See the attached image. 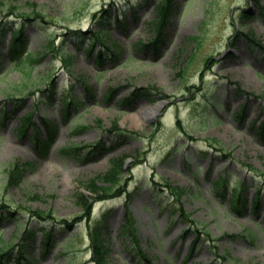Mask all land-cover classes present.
Wrapping results in <instances>:
<instances>
[{
	"label": "rangeland",
	"instance_id": "obj_1",
	"mask_svg": "<svg viewBox=\"0 0 264 264\" xmlns=\"http://www.w3.org/2000/svg\"><path fill=\"white\" fill-rule=\"evenodd\" d=\"M8 1L0 5V21L5 20L0 113L18 111L4 125L0 121V201L17 213L1 222V243L18 242L29 226L36 231L24 255L37 258L35 264H95L89 231L110 210L106 264H264V128L258 125L264 122V49L250 46L245 34L253 33L264 45V19L256 13L264 9V0H173L176 7L157 51L155 41L145 48L138 43L154 36L157 0ZM249 8L252 13L244 17ZM99 12L109 16L104 26L107 46L117 43L123 50L122 58H105L102 65L95 60L98 43L91 54L83 50L99 27L94 19ZM16 25L22 28L29 55H42L31 63V72L27 57L16 65L7 57L10 28ZM73 28L83 30L86 38L76 39ZM51 81L55 95L41 103L39 89H52ZM148 92L151 101L142 96ZM132 93L133 101L123 104ZM11 96L23 100L16 105L7 98ZM64 98L84 103L71 109L67 119L62 115ZM157 104L154 113L144 111ZM29 114L38 123L46 116L57 127L43 157L32 146L33 125L24 135L16 130L20 117ZM113 122L119 130H113ZM98 141L106 148L103 153L90 146ZM72 146L81 147L79 156L61 152ZM112 157L123 161L126 179L121 188L129 198L119 194L96 201L85 217L79 198L89 193L79 182L103 173ZM14 160L30 161L33 167L10 187L5 169ZM218 176L228 179L227 187L233 181L248 185L245 213L230 210L229 187L216 193ZM166 182L182 189V208L194 221L187 232L181 231L185 219L169 216L172 198ZM258 188L260 202L252 209L250 200ZM27 207L51 214L55 221L31 215ZM124 209L132 215L136 239L148 260L119 235ZM79 215L72 228L62 223ZM40 227H51L55 239L43 257ZM16 250L14 244L11 254Z\"/></svg>",
	"mask_w": 264,
	"mask_h": 264
},
{
	"label": "trees",
	"instance_id": "obj_2",
	"mask_svg": "<svg viewBox=\"0 0 264 264\" xmlns=\"http://www.w3.org/2000/svg\"><path fill=\"white\" fill-rule=\"evenodd\" d=\"M161 3H158L157 5V15L158 18L156 19L155 22V26L157 29V34L158 32H160V30L162 29V27L165 25L166 21H167V17L169 15V12H171L172 10V6L173 4H171V0H160ZM0 5L1 6H6L9 5V1L8 0H0ZM259 13L262 17H264V9L260 8ZM104 18H106V16H100L99 20L101 22L100 28L95 31L94 33H92V38H89V41H91V46L87 44L86 46V52L90 53V49H92L94 42H98L100 43L102 49L103 48H107V53L108 55H112L114 58L115 57H119L122 53L121 48L119 47V45L114 44V49H110L107 47V45L104 42V37L107 38V35L105 32H103V23H105V21L103 20ZM3 22H0V31L3 29ZM11 33L13 35V39L11 40V46L9 49V56L12 62L14 63H18L19 60L21 59V55L23 52V40H22V31L20 27H15L11 30ZM72 33H74L76 35V39H78V37L80 35H83V38H86L85 33L83 31H80L79 29L72 31ZM250 39L252 40V46L255 45V47H259V48H263L264 46L260 44V42H258V40H256L253 36L252 33H250ZM81 48V47H78ZM115 51H117L115 53ZM27 54V53H26ZM101 56H105L103 55L102 50H100L98 52V63L101 64V62H103V60H101ZM1 69V68H0ZM83 84L84 81L80 80ZM88 89V88H87ZM146 100H151V97L149 96V94L144 95ZM49 97V96H48ZM126 103H129L132 101V98H125L124 100ZM67 107H68V103H67ZM47 124L49 125V123L47 122ZM264 124H260V127H264ZM50 127V125H49ZM114 129L118 128L116 123H113L112 126ZM52 129V128H51ZM97 145L96 148H98ZM75 151V149L70 150V152ZM43 155V154H40ZM25 165H23L22 167L15 165L11 171H10V184H16L19 182L20 178H21V173L22 170L24 169ZM123 171L122 169V163H121V158L117 157L115 159H113L110 162V167L102 174H98L94 177H92L91 179H89L85 184V188L87 190L90 191V193L92 195H96V197L98 199L100 198H105L107 197L108 191H110L111 187H115V183L117 182L118 176L121 174V172ZM216 183V192H219V190L221 188L226 187V179L221 178L220 176H218V178L215 180ZM167 188L170 190V192L173 194V196L175 197L176 201L173 202L172 206L175 208V211L178 212L179 216L181 218H185L188 220V218L186 217L183 208L180 206L179 204V199H180V194L181 191L179 188L175 187V186H167ZM242 188V189H241ZM247 186L246 185H241L238 186V184L236 182H233L232 185V195L231 198L229 200V206L232 212H236V213H240L243 214L246 211V207H247V198L245 197V193L244 191L246 190ZM260 189H257V191L254 193L253 199H252V206L251 208H258L259 205V200H260ZM80 200L82 201V205L85 207V209L88 211L89 207H90V203L88 202V199L86 197H84L83 195H81ZM34 211V210H33ZM31 211V212H33ZM35 214L37 215L38 218L40 219H44L45 218V214H43L40 211H35ZM107 214V213H106ZM13 214V212L9 209L8 204L6 203H1L0 205V220L2 218L7 219L9 217H11ZM105 213L103 214V217L98 220V223L95 224V226L93 227V229L90 232V240H91V247H92V251L94 254V261L96 262V264H105L107 262V256H108V248L107 245L104 243V233H105V220L106 218L104 217ZM125 222L122 225V232L123 234H128L127 235V240L130 242V244H133L132 246L134 248L137 249V251H140V247L138 245V241L135 238L132 226H131V219L130 216L125 213ZM67 227H70L71 224L67 223L66 221L63 222ZM190 223H194L193 220L190 221ZM189 223V224H190ZM43 229V228H41ZM44 231L46 229H43ZM248 233H250L249 231H247ZM33 231L32 229H27L24 231V235H32ZM198 236V235H197ZM241 236H245L244 234H241ZM52 239V235L51 232L48 231L47 234L45 235V239H44V245L48 246L49 243L51 242ZM7 254V251H2L0 252V261L1 258L4 257V255ZM139 255H142L143 257H146L145 254H142L141 252H139ZM26 264H29V262H26Z\"/></svg>",
	"mask_w": 264,
	"mask_h": 264
},
{
	"label": "bare ground",
	"instance_id": "obj_3",
	"mask_svg": "<svg viewBox=\"0 0 264 264\" xmlns=\"http://www.w3.org/2000/svg\"><path fill=\"white\" fill-rule=\"evenodd\" d=\"M158 105L156 106H146L144 111H146L147 114H151V113H154V111H156Z\"/></svg>",
	"mask_w": 264,
	"mask_h": 264
}]
</instances>
